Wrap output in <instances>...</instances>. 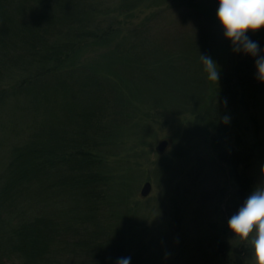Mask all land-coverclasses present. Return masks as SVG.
Listing matches in <instances>:
<instances>
[{
	"label": "rangeland",
	"instance_id": "rangeland-1",
	"mask_svg": "<svg viewBox=\"0 0 264 264\" xmlns=\"http://www.w3.org/2000/svg\"><path fill=\"white\" fill-rule=\"evenodd\" d=\"M84 4L97 9L92 27L115 32L116 38L112 44L89 39L62 68L66 74L76 67L91 70L103 89L98 100L92 98L97 91L68 100L75 114L91 105L107 107L101 113L104 129L97 110L90 120L89 133L102 141L96 145L100 152L91 147L92 139L82 148L90 147L101 158L98 167L108 176L113 259L130 257V264H254L251 247L235 237L227 221L264 182V82L256 78L254 58L233 52L223 36L216 18L218 0H84L80 9ZM77 28L67 25L64 35L57 22L49 28L43 21L34 29L47 30V38L53 34L48 43L58 44L73 40ZM248 35L264 49V28ZM137 38L147 42L135 53L128 49L121 58L111 53L116 42L128 48ZM201 54L219 65L218 83L207 79ZM24 75L29 76L21 68L6 67L0 72V94L13 91ZM106 92L108 102L102 96ZM5 96L0 95V176L13 150L31 140L45 111H36L29 96ZM79 129L67 134L68 141L62 142L60 135L58 151L45 157L74 154L78 145L72 140L82 138L76 134ZM164 140L168 143L160 151ZM42 144L50 149L52 142L40 139L36 146ZM42 179L46 184L47 174ZM148 181L152 187L144 197L141 190ZM6 264L20 260L13 256Z\"/></svg>",
	"mask_w": 264,
	"mask_h": 264
},
{
	"label": "trees",
	"instance_id": "trees-1",
	"mask_svg": "<svg viewBox=\"0 0 264 264\" xmlns=\"http://www.w3.org/2000/svg\"><path fill=\"white\" fill-rule=\"evenodd\" d=\"M75 1L81 7L84 0H0V72L6 67H18L29 74L17 82L13 91L5 90L0 95L6 94L9 98L12 94L23 98L29 96L35 110L41 107L49 113L45 117V111L41 113L35 134L23 147L13 150L0 176V264H6L13 256L20 264H116L115 256H112V231L107 225L106 205L111 197L108 176L100 170L101 166L98 167L101 158L94 156L90 147L82 148L91 139L94 150L102 142L96 140L95 132L92 131L94 137L89 133L90 120L97 110L100 123L102 119L105 121V115L103 117L101 113L106 114L107 107L91 105L75 114L74 105L68 100L71 95L74 100L89 98L91 91L98 92L97 97L92 96L98 100L103 89L98 76L91 70L76 67L66 74L62 68L64 60L78 50L82 52V46L89 39L112 44L116 34L101 33L93 28L94 20L98 18L97 9L92 7L93 4H84L81 10L75 6ZM45 9H49L46 14ZM43 21L49 28L57 22L64 35L69 33V24L79 28L71 33L73 40L48 43L53 34L47 38V30L35 32L34 29ZM119 42L109 47L116 58L128 53V49L135 53L147 41L131 39L128 48ZM102 96L105 102L109 101L107 92ZM104 121L100 129H104ZM67 127L70 129L66 130ZM77 127L80 129L76 134L82 138L72 140L78 145L74 154L58 159L45 157L58 151L56 139H60V135L62 142L68 141L67 134L75 135ZM40 139L48 144L52 142L50 149L46 144L37 147ZM32 141L35 146L31 145ZM58 161L61 167H66L65 173L64 168L54 169L59 165ZM46 174L45 184L42 178ZM48 179L53 181L48 182Z\"/></svg>",
	"mask_w": 264,
	"mask_h": 264
},
{
	"label": "clouds",
	"instance_id": "clouds-1",
	"mask_svg": "<svg viewBox=\"0 0 264 264\" xmlns=\"http://www.w3.org/2000/svg\"><path fill=\"white\" fill-rule=\"evenodd\" d=\"M216 18L223 29V36L231 41L232 51L253 57L256 78L264 82V49L248 35L264 28V0H218ZM200 59L207 79L218 83L219 65L210 55L201 54ZM228 121L227 116L223 117L224 123ZM261 171L264 173V167ZM227 226L245 246L251 247L254 264H264V182L253 188L228 218ZM130 259L119 258L116 264H130Z\"/></svg>",
	"mask_w": 264,
	"mask_h": 264
},
{
	"label": "water",
	"instance_id": "water-1",
	"mask_svg": "<svg viewBox=\"0 0 264 264\" xmlns=\"http://www.w3.org/2000/svg\"><path fill=\"white\" fill-rule=\"evenodd\" d=\"M167 143L168 142L166 140L162 141L160 146H159V150L162 151L166 147ZM150 190H151V184H150V182H147L142 189V195L147 196L149 194Z\"/></svg>",
	"mask_w": 264,
	"mask_h": 264
}]
</instances>
